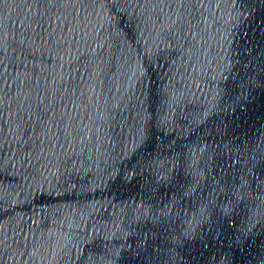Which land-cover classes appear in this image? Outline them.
<instances>
[{
    "label": "water",
    "instance_id": "95a60500",
    "mask_svg": "<svg viewBox=\"0 0 264 264\" xmlns=\"http://www.w3.org/2000/svg\"><path fill=\"white\" fill-rule=\"evenodd\" d=\"M0 264H264V0H0Z\"/></svg>",
    "mask_w": 264,
    "mask_h": 264
}]
</instances>
